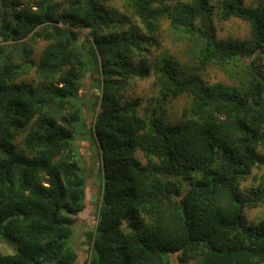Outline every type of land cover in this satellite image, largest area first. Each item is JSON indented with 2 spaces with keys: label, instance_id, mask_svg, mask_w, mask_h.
<instances>
[{
  "label": "trees",
  "instance_id": "16d2710c",
  "mask_svg": "<svg viewBox=\"0 0 264 264\" xmlns=\"http://www.w3.org/2000/svg\"><path fill=\"white\" fill-rule=\"evenodd\" d=\"M101 1L0 0V240L14 249L0 264L77 262L71 238L88 181L79 139L100 159L86 264H176L175 253L264 264V218L251 224L244 213L264 205V175L240 184L264 166V0L221 2L222 20L250 25L240 41L217 38L211 0H122L118 30ZM164 19L188 43L187 70L166 50L152 53ZM29 35L46 42L37 62L18 43ZM212 65L233 68L234 83L206 80ZM32 69L36 82L16 81ZM94 74L100 94L85 101ZM148 75L158 95L140 111L127 88ZM179 95L191 100L173 121L164 103Z\"/></svg>",
  "mask_w": 264,
  "mask_h": 264
},
{
  "label": "rangeland",
  "instance_id": "374dc122",
  "mask_svg": "<svg viewBox=\"0 0 264 264\" xmlns=\"http://www.w3.org/2000/svg\"><path fill=\"white\" fill-rule=\"evenodd\" d=\"M160 3L172 4L178 0H156ZM223 0H211L214 11V22L216 26V35L218 39H232L235 41H240L249 38L250 35V25L248 22L237 18L231 17L228 20H222L220 17V5ZM245 4L248 6H253L256 4L257 0H244ZM101 5L105 8V13L109 18L112 19L113 26L118 30L119 27H122L118 23V17L124 13L125 9L123 7L122 0H103ZM126 12V11H125ZM129 14V12H127ZM131 22H136L135 18L130 14ZM138 23V21L136 22ZM1 44H4L3 40H0ZM21 44H26L28 49L31 51L30 56L34 61H38L40 52L45 46L46 42L33 38L32 35L23 37L19 39ZM185 41L178 38L169 28V22L167 19H164L160 26L159 31L156 37V42L151 46L152 53H157L161 50L168 51V54L176 57L179 66L182 69L187 70L192 65V59H189L188 48ZM138 59V58H137ZM136 59V60H137ZM140 58L138 59V61ZM21 61L19 58H13V62ZM259 62L263 64L264 70V54L258 59ZM233 68L223 69L216 65L207 67L203 72L202 76L208 80L210 83H215L217 81L223 82L225 84H233L234 81L230 78L229 72ZM97 74L93 76H87L84 85L82 86L79 97L85 101H88L93 93L100 94L99 91H96L95 87L92 85L95 82ZM21 79L29 82H36L37 78L34 73V69L18 79ZM130 88V96L132 98L138 97L142 104L139 107V110L142 111V108L146 104H150V99L154 97L157 99L159 86L155 84V79L152 75H148L145 78H135L132 79L128 88ZM191 100L188 95H179L174 98L169 99L164 103L166 115L170 120L178 121L181 118L182 111L184 106ZM84 109L87 107V104L83 102ZM98 110V108H97ZM86 114V110L84 112ZM81 153V166L87 174V189H86V198H85V208L77 215V222L75 225V232L71 238V243L77 249L79 253V258L75 264H86V261L90 254L89 243L87 242L86 233L89 229L93 228L98 220L96 210L100 205V181L97 178L98 169L100 166L99 151L97 145L92 140H82L77 141ZM262 153H264V148H259ZM264 175V166L255 167L250 174L243 178L240 182L242 187L248 188L254 185H257L260 181L261 176ZM244 213L246 219L251 224H257L264 218V205L256 207H245ZM1 238V236H0ZM2 239V238H1ZM14 251L7 243L0 240V252L2 253H12ZM171 260L176 264H199L197 259L188 260L186 262L179 261V254H170Z\"/></svg>",
  "mask_w": 264,
  "mask_h": 264
}]
</instances>
